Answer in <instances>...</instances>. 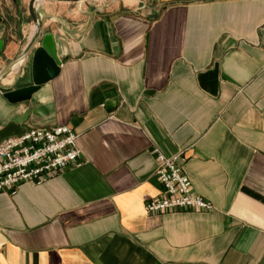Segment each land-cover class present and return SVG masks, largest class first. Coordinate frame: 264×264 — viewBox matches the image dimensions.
<instances>
[{
    "label": "crops",
    "instance_id": "obj_1",
    "mask_svg": "<svg viewBox=\"0 0 264 264\" xmlns=\"http://www.w3.org/2000/svg\"><path fill=\"white\" fill-rule=\"evenodd\" d=\"M28 2L0 0V67ZM66 2L35 5L61 63L28 99V58L0 80V141L66 124L79 162L0 193V264H264V0ZM153 147L210 210H145Z\"/></svg>",
    "mask_w": 264,
    "mask_h": 264
},
{
    "label": "built area",
    "instance_id": "obj_2",
    "mask_svg": "<svg viewBox=\"0 0 264 264\" xmlns=\"http://www.w3.org/2000/svg\"><path fill=\"white\" fill-rule=\"evenodd\" d=\"M155 174L163 194L149 198L147 212L210 210L212 205L191 191V181L174 158L153 147ZM77 133L66 124L31 126L0 141V193H15L24 183L39 184L79 162Z\"/></svg>",
    "mask_w": 264,
    "mask_h": 264
},
{
    "label": "water",
    "instance_id": "obj_3",
    "mask_svg": "<svg viewBox=\"0 0 264 264\" xmlns=\"http://www.w3.org/2000/svg\"><path fill=\"white\" fill-rule=\"evenodd\" d=\"M36 3L37 0H29L28 2V12L35 24L33 34L26 41L21 51L0 67L1 80L14 66L28 58L17 78L22 80L30 77L32 81L5 90L3 95L10 101L28 99L41 83L57 73L61 63V59L57 54L54 33L52 31H44V19L36 10ZM2 47L3 39L0 38V51Z\"/></svg>",
    "mask_w": 264,
    "mask_h": 264
},
{
    "label": "rangeland",
    "instance_id": "obj_4",
    "mask_svg": "<svg viewBox=\"0 0 264 264\" xmlns=\"http://www.w3.org/2000/svg\"><path fill=\"white\" fill-rule=\"evenodd\" d=\"M100 0H68V4H72V5H75V4H78V3H98ZM65 3V2H64Z\"/></svg>",
    "mask_w": 264,
    "mask_h": 264
},
{
    "label": "bare ground",
    "instance_id": "obj_5",
    "mask_svg": "<svg viewBox=\"0 0 264 264\" xmlns=\"http://www.w3.org/2000/svg\"><path fill=\"white\" fill-rule=\"evenodd\" d=\"M37 1H39V0H37ZM33 34V33H32ZM15 68H17V66H14V68H12L10 71H13V70H15ZM7 78V77H6ZM11 81V80H10Z\"/></svg>",
    "mask_w": 264,
    "mask_h": 264
}]
</instances>
